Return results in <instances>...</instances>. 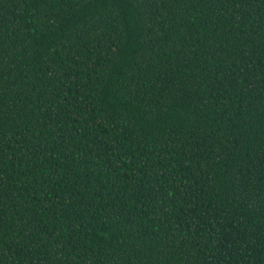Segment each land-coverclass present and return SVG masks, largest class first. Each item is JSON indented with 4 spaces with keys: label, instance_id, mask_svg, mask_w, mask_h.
<instances>
[{
    "label": "trees",
    "instance_id": "obj_1",
    "mask_svg": "<svg viewBox=\"0 0 264 264\" xmlns=\"http://www.w3.org/2000/svg\"><path fill=\"white\" fill-rule=\"evenodd\" d=\"M0 264H264V0H0Z\"/></svg>",
    "mask_w": 264,
    "mask_h": 264
}]
</instances>
